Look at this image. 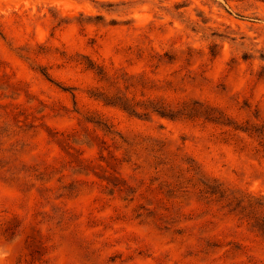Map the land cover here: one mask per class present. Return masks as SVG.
I'll return each mask as SVG.
<instances>
[{"label":"rangeland","instance_id":"374dc122","mask_svg":"<svg viewBox=\"0 0 264 264\" xmlns=\"http://www.w3.org/2000/svg\"><path fill=\"white\" fill-rule=\"evenodd\" d=\"M261 220L264 0H0V264H264Z\"/></svg>","mask_w":264,"mask_h":264},{"label":"trees","instance_id":"16d2710c","mask_svg":"<svg viewBox=\"0 0 264 264\" xmlns=\"http://www.w3.org/2000/svg\"><path fill=\"white\" fill-rule=\"evenodd\" d=\"M262 232L264 233V220L260 221V225ZM255 227V226H254Z\"/></svg>","mask_w":264,"mask_h":264}]
</instances>
